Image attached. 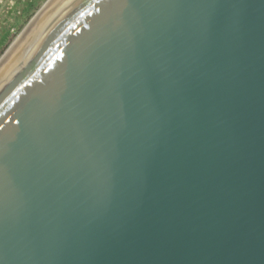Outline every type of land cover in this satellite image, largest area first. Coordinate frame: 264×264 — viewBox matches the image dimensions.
<instances>
[{
    "label": "water",
    "instance_id": "95a60500",
    "mask_svg": "<svg viewBox=\"0 0 264 264\" xmlns=\"http://www.w3.org/2000/svg\"><path fill=\"white\" fill-rule=\"evenodd\" d=\"M0 264H264V0H50L0 62Z\"/></svg>",
    "mask_w": 264,
    "mask_h": 264
},
{
    "label": "rangeland",
    "instance_id": "374dc122",
    "mask_svg": "<svg viewBox=\"0 0 264 264\" xmlns=\"http://www.w3.org/2000/svg\"><path fill=\"white\" fill-rule=\"evenodd\" d=\"M12 0H0V36L6 31H10L9 40L4 50L0 49V57L4 54L11 43L17 39L24 27L31 21L37 11L46 3L47 0H35V6L29 11H26V6L31 0L26 3L19 4V7L11 3ZM33 1V0H32Z\"/></svg>",
    "mask_w": 264,
    "mask_h": 264
},
{
    "label": "trees",
    "instance_id": "16d2710c",
    "mask_svg": "<svg viewBox=\"0 0 264 264\" xmlns=\"http://www.w3.org/2000/svg\"><path fill=\"white\" fill-rule=\"evenodd\" d=\"M35 6V0H31L27 6H26V11H29L31 8ZM9 34L10 31H6L2 36H0V49L4 50L5 47L7 46V42L9 40Z\"/></svg>",
    "mask_w": 264,
    "mask_h": 264
},
{
    "label": "bare ground",
    "instance_id": "6f19581e",
    "mask_svg": "<svg viewBox=\"0 0 264 264\" xmlns=\"http://www.w3.org/2000/svg\"><path fill=\"white\" fill-rule=\"evenodd\" d=\"M49 2H50V0H49ZM49 2H47V4H48ZM47 4H45L44 7H43L41 10L38 11L37 15L34 16V17L31 19L30 23L26 26V28L22 31V33H21L19 36H17L18 38L15 39V40L11 43V45H10L9 48L6 50V52H4V54L2 55V57H0V58H1V59H0V62H1L2 59L6 56V54L9 52V50L13 47V45L18 41V39H19V38L25 33V31L31 26V24L34 22V20L37 18V16L41 13V11L45 8V6H46Z\"/></svg>",
    "mask_w": 264,
    "mask_h": 264
},
{
    "label": "built area",
    "instance_id": "2783aa9c",
    "mask_svg": "<svg viewBox=\"0 0 264 264\" xmlns=\"http://www.w3.org/2000/svg\"><path fill=\"white\" fill-rule=\"evenodd\" d=\"M27 0H12L11 3L13 4V6L15 5L16 7H19L18 5L26 3Z\"/></svg>",
    "mask_w": 264,
    "mask_h": 264
}]
</instances>
